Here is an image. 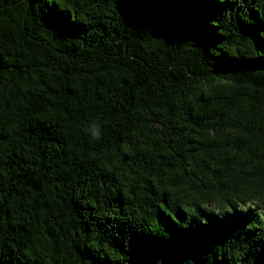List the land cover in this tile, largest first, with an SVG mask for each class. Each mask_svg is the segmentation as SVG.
Instances as JSON below:
<instances>
[{"label":"trees","instance_id":"1","mask_svg":"<svg viewBox=\"0 0 264 264\" xmlns=\"http://www.w3.org/2000/svg\"><path fill=\"white\" fill-rule=\"evenodd\" d=\"M0 264H264V0H0Z\"/></svg>","mask_w":264,"mask_h":264},{"label":"clouds","instance_id":"2","mask_svg":"<svg viewBox=\"0 0 264 264\" xmlns=\"http://www.w3.org/2000/svg\"><path fill=\"white\" fill-rule=\"evenodd\" d=\"M87 133L93 140H99L101 138L100 125L95 121L91 122L87 127Z\"/></svg>","mask_w":264,"mask_h":264}]
</instances>
